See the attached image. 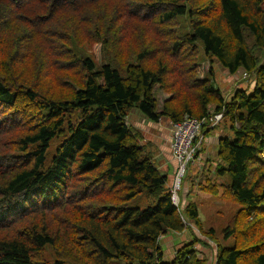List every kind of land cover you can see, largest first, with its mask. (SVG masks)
Masks as SVG:
<instances>
[{"label":"trees","instance_id":"trees-1","mask_svg":"<svg viewBox=\"0 0 264 264\" xmlns=\"http://www.w3.org/2000/svg\"><path fill=\"white\" fill-rule=\"evenodd\" d=\"M200 43L252 90L227 99L200 75ZM263 53L264 0H0V264H207L195 241L164 257L160 237L199 208L174 201L134 107L223 112L198 177L238 205L214 264H264Z\"/></svg>","mask_w":264,"mask_h":264},{"label":"rangeland","instance_id":"rangeland-1","mask_svg":"<svg viewBox=\"0 0 264 264\" xmlns=\"http://www.w3.org/2000/svg\"><path fill=\"white\" fill-rule=\"evenodd\" d=\"M95 52L99 56V46L95 47ZM198 56L200 59V75L208 72L212 66L215 71V83L221 88L227 99H230L238 88H246L248 91L252 90L255 82L254 72L249 73L247 76L242 75V73H230L216 56L210 58L206 55L201 43ZM156 94L159 96L161 104L164 99L169 97L168 93L160 89L156 90ZM127 120L141 132L143 136L142 143L143 141L144 143H149L148 147L155 150L154 156L159 167L163 172L167 173L170 185L176 190L175 202L180 204L182 209L190 202H194L199 208L200 216L198 221L188 219L187 227L184 230L169 229L160 237V244L165 252L164 257L166 259L171 258L177 248L189 241H195L199 254L207 259V264H214L217 251L215 239L222 240L221 231L230 222L231 217L238 209V205L232 198L222 193L213 194L200 189L198 181L201 179L198 180V177L204 162L209 157L213 159V162L215 158H218L216 154L217 135L220 133L229 134L230 132L229 127L225 125L226 119L222 118L215 127L210 129L207 135L206 147L199 157L186 163L179 187L175 183V168L179 166V163L173 157L171 160L170 140L168 136H165L169 134V129L167 128L172 127V121L166 117H162L159 121H151L137 107L131 110ZM158 124L162 127L158 126ZM164 126H167V128H164ZM154 127L161 129L163 137H161L160 133L157 135ZM223 178L226 181L228 180L227 176Z\"/></svg>","mask_w":264,"mask_h":264},{"label":"built area","instance_id":"built-area-1","mask_svg":"<svg viewBox=\"0 0 264 264\" xmlns=\"http://www.w3.org/2000/svg\"><path fill=\"white\" fill-rule=\"evenodd\" d=\"M242 73L247 76L246 70H239L234 74ZM223 117V112H216L209 117L197 118L192 115L186 114L184 119L177 122H172L171 135H170V147L172 156L177 160L179 166L176 168V186H180L179 182L182 181L181 176L184 174L186 163L194 161L199 155V151L202 149L203 143L207 142V138L202 133L203 124L209 119L211 125L217 124ZM174 201L176 200V190L173 189Z\"/></svg>","mask_w":264,"mask_h":264},{"label":"crops","instance_id":"crops-1","mask_svg":"<svg viewBox=\"0 0 264 264\" xmlns=\"http://www.w3.org/2000/svg\"><path fill=\"white\" fill-rule=\"evenodd\" d=\"M227 71H228V69H227ZM158 126H160V127H162L160 124H158ZM154 128H156V127H154ZM164 128H167V126H164ZM167 129H169V134H167V135H165V136H168V139L170 140V135H171V127L170 128H167ZM155 131H156V133H157V135H158V133H160L161 134V137H163V134H162V131H161V129L160 128H156L155 129ZM164 136V137H165ZM217 136H219V135H217ZM171 149V148H170ZM171 157V160H172V155L170 156ZM174 158V157H173ZM175 159V158H174ZM175 161L177 162V160L175 159ZM175 170H176V168H175ZM198 180H199V178H198Z\"/></svg>","mask_w":264,"mask_h":264}]
</instances>
